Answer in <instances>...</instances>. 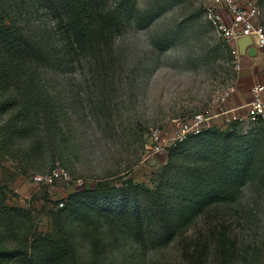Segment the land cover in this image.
Wrapping results in <instances>:
<instances>
[{"label":"rangeland","instance_id":"374dc122","mask_svg":"<svg viewBox=\"0 0 264 264\" xmlns=\"http://www.w3.org/2000/svg\"><path fill=\"white\" fill-rule=\"evenodd\" d=\"M0 2L6 23L44 54L29 74L39 72L37 94L57 116L16 139L13 155L0 151V205L11 209L0 264H264V126L232 129L220 117L165 153L147 149L153 130L244 106L264 81L251 59L234 71L232 45L205 17L211 0H103L114 25L79 42L60 0ZM218 183L224 198L188 211L165 241L168 208ZM48 235L62 240L60 255L31 256Z\"/></svg>","mask_w":264,"mask_h":264},{"label":"trees","instance_id":"16d2710c","mask_svg":"<svg viewBox=\"0 0 264 264\" xmlns=\"http://www.w3.org/2000/svg\"><path fill=\"white\" fill-rule=\"evenodd\" d=\"M101 1L103 0H60L61 7L68 15L67 30L70 38H75L77 42L86 40L92 35L91 27L96 25L99 35L102 36L114 25L116 12L108 11L101 5ZM5 14V9L0 2V151L3 156H11L13 155L12 143L16 139L28 141L30 137H35L34 131H42L43 123H46V127L52 128L57 116L56 113L53 114L52 107L45 103L46 100L37 94V88L40 87L39 72L32 71V74H29L32 67L37 68L36 64L44 59V54L15 25L6 23ZM25 71L28 74L22 78L21 75ZM45 131L44 127L43 133ZM227 177L232 179L234 171ZM104 185V182L97 185L98 193ZM223 198V188L218 183L216 188L209 187L207 192L195 191L193 197L184 203L186 208H168L170 213L166 214L162 222L165 232L167 231L164 234L165 241L171 239L174 231L179 229L182 220L188 219V211L191 214L193 208H201ZM10 211V208L4 206V202L1 203L0 220L4 219ZM16 211L18 214L25 213L21 209ZM184 216L187 218L184 219ZM62 250V240L54 239L49 235L35 240L29 246L31 256H38L41 259L60 255ZM10 254L6 250H0V258Z\"/></svg>","mask_w":264,"mask_h":264},{"label":"built area","instance_id":"2783aa9c","mask_svg":"<svg viewBox=\"0 0 264 264\" xmlns=\"http://www.w3.org/2000/svg\"><path fill=\"white\" fill-rule=\"evenodd\" d=\"M211 2L214 6L207 8L205 17L219 36L232 45L231 62L234 71L237 74L241 73L244 65V61L239 56L238 48L234 44L239 38L251 37L261 58L260 72L264 75V26L260 23L262 11L258 2L256 0H211ZM219 7L225 9L228 20L224 18L222 11L218 9ZM230 93H235V88H231L226 95L230 96ZM251 96V101L246 105L232 110L225 111L220 107L219 111L206 110L194 114L185 122L175 120L173 133L159 128L153 130L149 136L147 149L153 155L165 153L177 144L202 136L211 127L212 122L220 117H226L232 129H242L246 124L252 127L264 125V81L254 84ZM58 175L57 172H54L51 178L58 177ZM43 180H45L43 177L35 178L36 182Z\"/></svg>","mask_w":264,"mask_h":264},{"label":"water","instance_id":"95a60500","mask_svg":"<svg viewBox=\"0 0 264 264\" xmlns=\"http://www.w3.org/2000/svg\"><path fill=\"white\" fill-rule=\"evenodd\" d=\"M241 60L247 58H255L258 55L257 49L254 47V41L251 37H242L236 41Z\"/></svg>","mask_w":264,"mask_h":264},{"label":"crops","instance_id":"0c3cea01","mask_svg":"<svg viewBox=\"0 0 264 264\" xmlns=\"http://www.w3.org/2000/svg\"><path fill=\"white\" fill-rule=\"evenodd\" d=\"M234 45H236V44H234ZM236 47H237V45H236ZM248 59L253 60L255 62L254 64H259V66H260L261 58L259 57V55H257L255 58H248Z\"/></svg>","mask_w":264,"mask_h":264}]
</instances>
